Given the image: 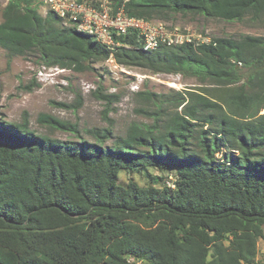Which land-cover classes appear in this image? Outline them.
Returning a JSON list of instances; mask_svg holds the SVG:
<instances>
[{
    "label": "trees",
    "instance_id": "obj_1",
    "mask_svg": "<svg viewBox=\"0 0 264 264\" xmlns=\"http://www.w3.org/2000/svg\"><path fill=\"white\" fill-rule=\"evenodd\" d=\"M41 5L7 0L0 47L10 58L36 52L45 66L75 72L107 62L104 45L51 11L42 16ZM124 8L150 21L264 16V0H129ZM119 39L128 45L115 52L119 65L206 86L140 91L136 111L151 122L118 137L110 127L90 130L94 141L48 114L38 123L75 139L38 134L26 116L0 119V264H254L264 240V36L155 51L135 33ZM93 95L106 102L105 114L118 98L100 86ZM82 103L79 95L59 105ZM150 167L175 169L174 181L119 183L123 170Z\"/></svg>",
    "mask_w": 264,
    "mask_h": 264
},
{
    "label": "rangeland",
    "instance_id": "obj_2",
    "mask_svg": "<svg viewBox=\"0 0 264 264\" xmlns=\"http://www.w3.org/2000/svg\"><path fill=\"white\" fill-rule=\"evenodd\" d=\"M6 3L7 0H0V22ZM47 11L44 5L39 6V13L42 16H45ZM154 21L190 30L193 35H206L210 39L239 38L242 35L264 36V16L256 21L249 17L243 21H226L175 14L167 20ZM99 86L107 94L118 97L110 108L108 107L106 114V102L93 95ZM203 86L206 85L200 84L196 78L153 74L135 67L116 69L108 62L96 63L94 70L85 72L47 67L36 52L10 58L7 51L0 47V119L22 122L26 116L30 128L36 133L61 140L75 139V134L39 124L37 118L40 114H48L75 124L80 135L91 141L94 139L88 131L93 129L110 127L115 137L124 136L132 123L151 122L136 111L142 105L141 98L136 95L138 92L149 90L166 93L170 89H197ZM79 95L83 100L79 109L74 110L59 105L60 103L74 105ZM151 175L162 176L167 182H171L175 179L176 171L171 167L162 170L150 167L148 172L123 170L120 173L119 183L126 185L130 180H134L140 185H147ZM138 264L142 263L138 262ZM254 264H264L263 239L258 241V255Z\"/></svg>",
    "mask_w": 264,
    "mask_h": 264
},
{
    "label": "built area",
    "instance_id": "obj_3",
    "mask_svg": "<svg viewBox=\"0 0 264 264\" xmlns=\"http://www.w3.org/2000/svg\"><path fill=\"white\" fill-rule=\"evenodd\" d=\"M115 7L114 0H44V6L54 13L67 27L95 38L104 45L110 56L107 62L121 68L115 59L119 47H128L119 38L135 33L145 51H155L161 46L175 47L184 44H207L210 37L193 35L190 30L172 27L164 22L150 21L130 16L124 6Z\"/></svg>",
    "mask_w": 264,
    "mask_h": 264
}]
</instances>
